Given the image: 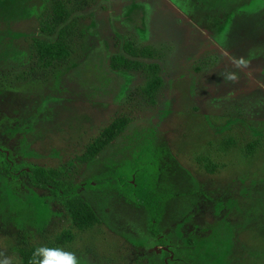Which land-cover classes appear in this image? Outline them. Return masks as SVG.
<instances>
[{"label":"rangeland","instance_id":"obj_1","mask_svg":"<svg viewBox=\"0 0 264 264\" xmlns=\"http://www.w3.org/2000/svg\"><path fill=\"white\" fill-rule=\"evenodd\" d=\"M58 5L69 18L54 27ZM62 29L71 56L45 67L36 42ZM126 44L159 53L154 102L147 70L110 66ZM118 118L125 137L86 160ZM147 128L175 193L158 236L144 208L86 185ZM0 150L14 174L0 155V251L13 264L41 245L80 264H264V0H0ZM33 167L79 186L100 223L76 228L61 198L31 184Z\"/></svg>","mask_w":264,"mask_h":264},{"label":"trees","instance_id":"obj_2","mask_svg":"<svg viewBox=\"0 0 264 264\" xmlns=\"http://www.w3.org/2000/svg\"><path fill=\"white\" fill-rule=\"evenodd\" d=\"M54 15V27L62 26L69 18L66 7L62 5L55 8ZM65 33L66 30L62 29L58 39L54 42L40 40L36 42V55L43 66L48 67L54 62L66 61L71 56ZM124 50L125 55H115L111 58V68L125 71L147 70L149 79L143 92L149 100L154 102L157 91L163 85V78L160 74L161 67L159 63L155 62L159 57L158 51L153 47L140 48L133 44H126ZM148 61L153 62L148 63ZM128 122V119L118 118L106 128L90 146L89 153L85 157L86 160L92 161L101 151L115 143L118 138L125 137L124 133ZM142 131L135 133L134 138L130 139L131 144L127 146L130 156L121 158L114 163L116 167L113 168V171L101 176H94L87 181L86 185L90 189L111 187L134 205L144 208L150 218L149 231L153 236H158L159 222L165 215L170 200L175 197V193L170 192L171 190L165 186L168 180L165 179L159 163L163 150H154L155 129L147 128L144 129V132ZM0 155L4 157L9 174L14 175L11 172L12 163L7 153L0 150ZM25 172L35 188L48 189L62 199L76 228L86 230L100 223L93 208L81 197L79 186L67 188L64 183L58 180L55 171H47L40 167H33ZM106 183L107 185L101 186ZM70 237L71 235L67 234L66 238ZM160 243L162 246L167 245L163 239L160 240ZM35 248L36 246H30L20 250L23 264H30V258Z\"/></svg>","mask_w":264,"mask_h":264},{"label":"clouds","instance_id":"obj_3","mask_svg":"<svg viewBox=\"0 0 264 264\" xmlns=\"http://www.w3.org/2000/svg\"><path fill=\"white\" fill-rule=\"evenodd\" d=\"M0 264H13L12 258L0 251ZM30 264H80V259L75 252L41 245L33 250Z\"/></svg>","mask_w":264,"mask_h":264},{"label":"flooded vegetation","instance_id":"obj_4","mask_svg":"<svg viewBox=\"0 0 264 264\" xmlns=\"http://www.w3.org/2000/svg\"><path fill=\"white\" fill-rule=\"evenodd\" d=\"M8 155V154H7ZM167 246V245H166Z\"/></svg>","mask_w":264,"mask_h":264}]
</instances>
